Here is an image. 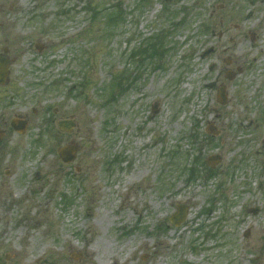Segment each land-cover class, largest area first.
Masks as SVG:
<instances>
[{
	"label": "rangeland",
	"instance_id": "374dc122",
	"mask_svg": "<svg viewBox=\"0 0 264 264\" xmlns=\"http://www.w3.org/2000/svg\"><path fill=\"white\" fill-rule=\"evenodd\" d=\"M5 48L0 264H264V0H0Z\"/></svg>",
	"mask_w": 264,
	"mask_h": 264
},
{
	"label": "water",
	"instance_id": "95a60500",
	"mask_svg": "<svg viewBox=\"0 0 264 264\" xmlns=\"http://www.w3.org/2000/svg\"><path fill=\"white\" fill-rule=\"evenodd\" d=\"M5 67H2V60L0 61V82L3 81L2 77L5 75ZM230 79L232 78V76H228ZM225 89L224 88H220L219 89V94H218V101L221 104H224L227 102V97L225 94ZM28 122L25 120H20V132L24 133L27 127ZM58 126L60 128V130L62 131H67L70 132L72 131V129L74 128V122L72 121H68V120H64V121H60L58 122ZM14 125H16L14 123ZM17 126V125H16ZM207 132L208 133H214V134H218V131L215 130V127L213 125H208L207 127ZM78 150V147L76 145H67L64 146L62 148L59 149V155L62 158L63 161L65 162H71L72 160L75 159L76 153ZM221 161V158L217 155H212L209 156V158L206 160V163L208 165L211 166H215L217 163H219ZM187 207L185 205L179 204L178 205V211L172 215L171 220L174 224L179 225L182 221H184V219L186 218V213H187Z\"/></svg>",
	"mask_w": 264,
	"mask_h": 264
},
{
	"label": "flooded vegetation",
	"instance_id": "af4514ba",
	"mask_svg": "<svg viewBox=\"0 0 264 264\" xmlns=\"http://www.w3.org/2000/svg\"><path fill=\"white\" fill-rule=\"evenodd\" d=\"M2 60V67H5V75L2 77L3 81L0 82V87L2 88H6L11 84V76L13 74L12 72V67L15 65L16 61L18 60V58L16 57H12L10 55V49L5 48L3 50V52L0 53V61ZM228 64H230L229 61H227ZM229 76H232L231 80H233L236 76V73H234L233 71L228 72ZM231 82V81H230ZM259 99H260V107H259V111L258 116H259V124H263L264 125V88L261 89L260 94L258 95ZM18 99H19V103H20V94L18 93ZM9 123V124H8ZM14 123L17 125H14ZM11 127V129L13 130V132H15V134L19 135L20 134V105L18 108V113H15V115H13V117L9 120V119H4V115H2V113H0V143H3V140L6 138V136L8 135V130L6 129V127H8V125ZM20 136V135H19ZM262 152H260L261 154ZM205 162V160H204ZM206 165V163H205ZM214 168H217L216 166H214Z\"/></svg>",
	"mask_w": 264,
	"mask_h": 264
},
{
	"label": "bare ground",
	"instance_id": "6f19581e",
	"mask_svg": "<svg viewBox=\"0 0 264 264\" xmlns=\"http://www.w3.org/2000/svg\"><path fill=\"white\" fill-rule=\"evenodd\" d=\"M22 2H26V0H22ZM250 15L251 14H248V16H246V19L249 18ZM146 174H147L146 171H141V172H138L137 175H133V176L129 177L128 180H133V179L138 180V179L142 178ZM17 198H19V197L17 196ZM255 208L257 209V207H255ZM103 220H104V218L101 219L100 223L103 222ZM259 230L260 229L257 228L256 233H259L260 232ZM35 243L36 242L33 243L32 247H34ZM101 243H102V247H101L102 253L98 257V260L100 261V263L107 264L106 261H104V260H106L108 258H111L113 260L114 264H126L127 263V260H128L127 258L121 259V258L117 257L116 254L114 255V253L109 254L108 252H106L107 246L104 245V241L103 240L101 241ZM190 260H192V259L190 258Z\"/></svg>",
	"mask_w": 264,
	"mask_h": 264
},
{
	"label": "trees",
	"instance_id": "16d2710c",
	"mask_svg": "<svg viewBox=\"0 0 264 264\" xmlns=\"http://www.w3.org/2000/svg\"><path fill=\"white\" fill-rule=\"evenodd\" d=\"M121 13V12H120ZM119 15V14H118Z\"/></svg>",
	"mask_w": 264,
	"mask_h": 264
}]
</instances>
